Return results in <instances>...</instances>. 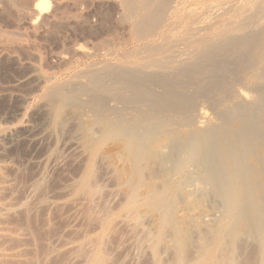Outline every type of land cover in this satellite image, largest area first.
I'll list each match as a JSON object with an SVG mask.
<instances>
[{"label":"rangeland","instance_id":"obj_1","mask_svg":"<svg viewBox=\"0 0 264 264\" xmlns=\"http://www.w3.org/2000/svg\"><path fill=\"white\" fill-rule=\"evenodd\" d=\"M0 1V264H264L260 237L234 226L226 216L225 200L204 178L203 167L208 169L209 162H214L213 151L202 162L169 178L176 194L168 203H161L168 196L165 181L170 180L160 174L168 167L136 162L109 131L108 122L113 120L115 125L141 134L154 121L146 122L148 127L136 125L138 109L130 105L129 110L137 113L127 109L130 114L122 115V103L112 101L110 105L112 98L106 91L100 93L102 99L99 96L105 105L100 113L91 106L89 95L77 102L48 99L56 87L86 85L90 72L100 73L133 58L123 59L138 44L131 37L128 41L127 33L107 18L109 7L97 0H49L51 5L59 3L65 16L82 13V18L53 28L44 26L32 36L28 34L29 12L40 0L29 5L21 0L15 4ZM113 36L119 40L118 46L110 45L116 39ZM74 46L80 47L78 53L71 51ZM84 50L88 56L81 54ZM59 56L68 61L60 62ZM202 100L195 109L210 114L207 123L199 122V112L194 109L193 119L189 118L193 126L189 121L184 124L180 116H168L172 120L169 124L166 119L161 131L169 125L170 131L175 127L177 131L179 124L185 125L179 127L178 136L191 127L188 134H195L191 142L200 135L213 146L219 134L212 131L229 121L208 97ZM109 114L117 115L118 120L115 115L108 120ZM120 115L127 120L120 121ZM209 122L217 128L212 125L211 130ZM259 208L264 211V198Z\"/></svg>","mask_w":264,"mask_h":264},{"label":"bare ground","instance_id":"obj_2","mask_svg":"<svg viewBox=\"0 0 264 264\" xmlns=\"http://www.w3.org/2000/svg\"><path fill=\"white\" fill-rule=\"evenodd\" d=\"M8 1L12 4L16 3V0ZM33 1L35 0H21L24 5H29ZM97 2L109 7L107 18H111L112 22L114 20L122 33H127L128 41L131 37L138 44V46L135 44L137 46L135 51L132 53L130 50L131 54L126 53L123 59L133 58L126 62L122 61L124 63L122 65L119 63V66L115 63L116 66H109L100 73L92 70V73L86 75V85L78 86L76 80L77 86L69 84L56 87L48 93V99L55 100V102L58 99L76 101L81 96L89 95L91 106L100 113L105 105L103 101H100L99 96L102 99L104 95L100 93L103 94L106 91L110 92L109 97L111 96L107 97L112 98L110 105L113 104L112 101L122 103L123 109H120L122 115L127 109L133 111L129 110L130 105L132 109L137 108L138 113L133 111L137 113L136 125L140 126L143 123L142 126H147L146 122L150 121H154V124L147 126L145 131L142 128L143 133L137 134L129 131L128 128H121L120 124L115 125L114 122L113 124L111 122L113 120H110L108 121L109 131L120 139V146L123 145L128 150V155H134L135 159H131L147 163L148 166L149 164L150 166L163 164V167H168L163 168V172L160 170V173L162 172L160 175L166 180L169 178L172 180V177L180 175L190 164L202 162L204 157L206 158L213 151L214 162L210 160L212 164L208 163V169L203 167V173L206 174L204 178L206 177L208 184L215 188V193L217 192L216 194L225 200L226 216L234 221V226H240L241 230L247 233L257 234L262 241L264 251V211L259 208V202L264 198V0H97ZM32 5L31 11L28 9L30 14L27 23L28 34L31 33L32 36L38 35L37 33H40L44 26L53 28L59 23L80 22L82 18V13L73 17L72 15L65 16L64 11L61 12V5L59 3L51 5L49 0H40ZM78 7V4L74 5V8ZM117 37L111 39L110 45L114 46L113 44L119 42ZM121 45L122 43L120 47ZM16 46L19 45L16 44ZM78 47H72L71 51L73 49L74 54L78 53L80 51ZM115 49L114 52H116ZM80 53L77 55H89L85 50L84 53ZM120 53L125 55V53ZM66 59L64 56H59L57 60L66 62L68 61ZM99 63L101 65V62ZM240 86L242 89L245 86L257 96L254 93H248L245 88L240 89ZM189 90L192 92L190 93ZM206 97L214 107L220 109L224 120L227 118L229 121L226 126H221V129H219L220 126L215 129L216 131L213 130L217 128L214 127L216 125L209 122L211 126H208L213 130L212 133L219 134V136L216 134L218 137H216L215 144L212 146L213 143L211 145L207 144L208 142L205 143L200 135L198 138L200 137L202 141L195 136L197 139L193 138L198 142H191L190 137L195 134L193 132L190 133L191 135L188 134V131H193L190 126L191 130L188 129L187 133L178 136L177 131L183 125L179 124L177 131H174L177 128L174 125L173 131L177 134H173L174 132L169 129V121L172 119L169 120L167 117L180 116L186 124L194 115L192 111L197 105L199 106L200 103H197ZM108 108L110 107L107 106ZM111 110L114 109L111 108ZM117 110L119 111L118 108L116 112ZM196 110L197 108L194 111ZM197 112H199L200 123L202 120L208 122L211 119L210 114L208 115L203 109L200 108ZM99 113L97 114L102 115ZM115 116L118 120L117 115ZM104 119L106 120L105 117L102 120ZM107 119H113V117ZM124 119L120 115V121ZM166 119L169 127L166 126L167 129L164 127L166 131L164 129L162 132L163 122ZM178 120L174 122L177 123ZM97 122L100 123V119ZM192 124L194 122L190 125L193 126ZM134 125L132 122V126ZM206 132L203 133L206 134ZM201 136L204 135L201 134ZM211 146L213 150L210 151ZM164 150L169 151L167 155ZM153 176L156 177V175ZM171 180L165 181L168 196L163 201L161 200V203H168L176 194L175 189L170 188Z\"/></svg>","mask_w":264,"mask_h":264}]
</instances>
